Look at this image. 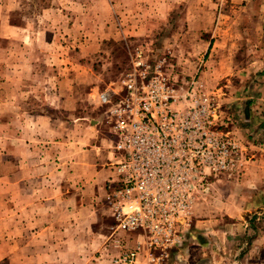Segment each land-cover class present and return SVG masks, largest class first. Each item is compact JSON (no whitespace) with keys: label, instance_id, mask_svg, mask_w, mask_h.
<instances>
[{"label":"crops","instance_id":"obj_1","mask_svg":"<svg viewBox=\"0 0 264 264\" xmlns=\"http://www.w3.org/2000/svg\"><path fill=\"white\" fill-rule=\"evenodd\" d=\"M261 53L252 65L259 63L258 79L247 85L252 93L242 92L246 108L238 125L229 129L226 118L224 130L241 153L234 171L212 180L193 204L181 242L155 250L156 264H264L257 227L264 221ZM25 73L28 81L0 84V258L11 251L22 264H113L112 257L134 249L142 237L115 230L109 127L100 112L58 118L46 96L38 103L37 88L45 82L32 80L35 67ZM138 264H146L144 248Z\"/></svg>","mask_w":264,"mask_h":264},{"label":"rangeland","instance_id":"obj_2","mask_svg":"<svg viewBox=\"0 0 264 264\" xmlns=\"http://www.w3.org/2000/svg\"><path fill=\"white\" fill-rule=\"evenodd\" d=\"M262 51L264 0H0V84L28 81L35 67L32 80L45 82L38 103L46 96L58 118L100 112L107 127L99 94L121 87L139 53L175 93L191 87L207 99L214 130L226 132V118L234 129L246 108L242 92L252 93ZM257 227L264 243V221ZM259 252L263 260L264 246ZM8 253L0 264H22Z\"/></svg>","mask_w":264,"mask_h":264},{"label":"built area","instance_id":"obj_3","mask_svg":"<svg viewBox=\"0 0 264 264\" xmlns=\"http://www.w3.org/2000/svg\"><path fill=\"white\" fill-rule=\"evenodd\" d=\"M137 57L121 87L98 97L111 135L115 177L108 200L115 230L142 237L113 264H138L141 248L145 263L156 264L155 250L179 244L193 204L214 175L233 167L236 150L226 132L214 130L207 99L197 98L191 87L186 95L175 93Z\"/></svg>","mask_w":264,"mask_h":264}]
</instances>
